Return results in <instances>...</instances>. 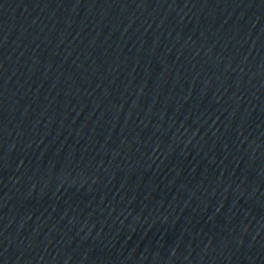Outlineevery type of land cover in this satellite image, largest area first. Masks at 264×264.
<instances>
[{
	"label": "water",
	"instance_id": "obj_1",
	"mask_svg": "<svg viewBox=\"0 0 264 264\" xmlns=\"http://www.w3.org/2000/svg\"><path fill=\"white\" fill-rule=\"evenodd\" d=\"M0 264H264V0H0Z\"/></svg>",
	"mask_w": 264,
	"mask_h": 264
}]
</instances>
